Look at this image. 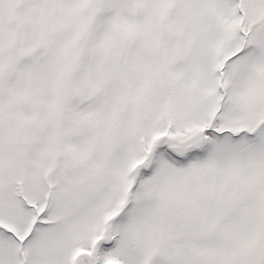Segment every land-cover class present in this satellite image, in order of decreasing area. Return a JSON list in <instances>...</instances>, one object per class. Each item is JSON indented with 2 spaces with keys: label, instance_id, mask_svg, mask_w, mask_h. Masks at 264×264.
Listing matches in <instances>:
<instances>
[{
  "label": "snow or ice",
  "instance_id": "snow-or-ice-1",
  "mask_svg": "<svg viewBox=\"0 0 264 264\" xmlns=\"http://www.w3.org/2000/svg\"><path fill=\"white\" fill-rule=\"evenodd\" d=\"M0 264H264V0H0Z\"/></svg>",
  "mask_w": 264,
  "mask_h": 264
}]
</instances>
